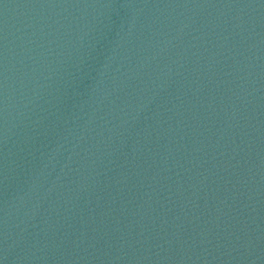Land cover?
<instances>
[{"label":"water","instance_id":"water-1","mask_svg":"<svg viewBox=\"0 0 264 264\" xmlns=\"http://www.w3.org/2000/svg\"><path fill=\"white\" fill-rule=\"evenodd\" d=\"M0 264H264V0H0Z\"/></svg>","mask_w":264,"mask_h":264}]
</instances>
